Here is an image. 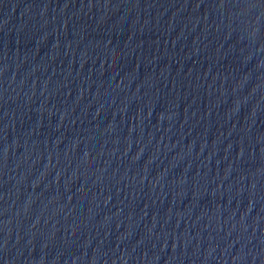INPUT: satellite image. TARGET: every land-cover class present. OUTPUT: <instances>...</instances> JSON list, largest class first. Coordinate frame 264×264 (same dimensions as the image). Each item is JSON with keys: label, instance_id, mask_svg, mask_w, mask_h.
Masks as SVG:
<instances>
[{"label": "water", "instance_id": "95a60500", "mask_svg": "<svg viewBox=\"0 0 264 264\" xmlns=\"http://www.w3.org/2000/svg\"><path fill=\"white\" fill-rule=\"evenodd\" d=\"M0 264H264V0H0Z\"/></svg>", "mask_w": 264, "mask_h": 264}]
</instances>
